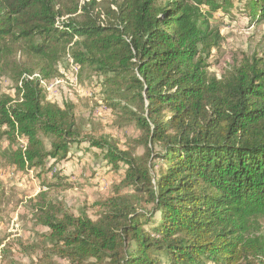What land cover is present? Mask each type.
Here are the masks:
<instances>
[{"label": "trees", "instance_id": "obj_1", "mask_svg": "<svg viewBox=\"0 0 264 264\" xmlns=\"http://www.w3.org/2000/svg\"><path fill=\"white\" fill-rule=\"evenodd\" d=\"M233 9L264 23V0H0V74L17 90L0 98V126L26 141L10 151L0 136V166L45 167L83 141L124 166L97 221L40 208L52 247L38 264H58L53 252L72 264H264V59L209 69L223 39L213 20ZM69 51L140 130L133 143L84 134L73 102L23 77L58 76ZM60 173L54 184L72 187Z\"/></svg>", "mask_w": 264, "mask_h": 264}, {"label": "rangeland", "instance_id": "obj_2", "mask_svg": "<svg viewBox=\"0 0 264 264\" xmlns=\"http://www.w3.org/2000/svg\"><path fill=\"white\" fill-rule=\"evenodd\" d=\"M238 6V3H237ZM213 24L221 29L223 37L220 48L209 58L210 71L218 76L236 60L256 56L264 59V23H249L236 9L232 13L217 12ZM64 62L63 58L59 62ZM61 62V63H62ZM65 64V62H64ZM57 68H61L58 64ZM57 78V77H56ZM60 79V78H59ZM102 77L91 69L83 68L78 86L70 85L67 78L44 91L46 100L62 105L75 104L76 118L84 134L99 137L110 134L124 147L140 136L136 125L120 118L102 99ZM62 80V79H61ZM74 86V87H73ZM17 99L16 85L7 74H0V98ZM0 126L3 146L17 150L26 141L18 136L9 137ZM50 147L49 139H46ZM137 152H143L138 146ZM61 171V173H60ZM124 166L119 170L104 158V153L88 142L74 143L68 158L55 162L48 158L45 167L20 170L9 160L0 166V264H38L45 260V247H52L47 236L50 230L41 224L38 216L46 202H52L75 216L82 211L95 221L99 219V202L110 196L122 179ZM60 173L73 184H54L55 173ZM264 234V226L262 228ZM58 264H72L69 259L53 252ZM163 264H169L163 259Z\"/></svg>", "mask_w": 264, "mask_h": 264}, {"label": "built area", "instance_id": "obj_3", "mask_svg": "<svg viewBox=\"0 0 264 264\" xmlns=\"http://www.w3.org/2000/svg\"><path fill=\"white\" fill-rule=\"evenodd\" d=\"M64 62H59L61 68H59V75L48 79L40 74V72H34L32 74H25L24 78L34 79L37 78L39 80V85L46 91V89H51L54 85L48 86V83L53 82L55 79V84H59L64 82L63 78H67L69 80L70 85L78 86L80 80V65L75 61L71 51H69L64 57ZM60 78V79H59ZM62 79V80H61ZM22 82L19 83L21 85ZM74 87V86H73Z\"/></svg>", "mask_w": 264, "mask_h": 264}]
</instances>
